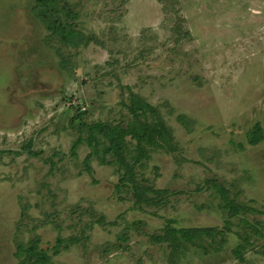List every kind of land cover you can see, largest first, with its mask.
<instances>
[{"label": "rangeland", "instance_id": "1", "mask_svg": "<svg viewBox=\"0 0 264 264\" xmlns=\"http://www.w3.org/2000/svg\"><path fill=\"white\" fill-rule=\"evenodd\" d=\"M83 40L63 43L36 17V0H0V264H20L33 239L46 264H264V238L244 251L210 185L264 211V0H66ZM132 96L156 107L176 152L152 149L136 178L162 189L135 203L123 169L83 143L80 122L126 125ZM74 123V124H73ZM129 154L136 141L128 138ZM174 227H224L221 249L185 244L172 259L152 239ZM68 242L54 254L58 238Z\"/></svg>", "mask_w": 264, "mask_h": 264}, {"label": "trees", "instance_id": "2", "mask_svg": "<svg viewBox=\"0 0 264 264\" xmlns=\"http://www.w3.org/2000/svg\"><path fill=\"white\" fill-rule=\"evenodd\" d=\"M33 11L47 28L59 35L60 40L65 44L79 45L83 40L77 28L69 23V18H74L75 13L66 0H36ZM130 112V119L126 125L111 124L103 121L88 124L80 122L77 127L79 136L75 140L72 151L76 152L78 147L86 143L91 151L86 157L88 162L94 155L102 162L109 163L107 156L113 157L114 162L123 169L119 185L129 187L133 192L135 203L139 207L144 205H157L162 189H155L149 184H145L136 178L135 165L142 164L143 158L149 157L152 149H165L168 152H176L177 144L170 127L161 117L158 109L144 100L140 96H132L131 103L127 106ZM74 124V123H73ZM128 138L136 141L134 153L129 154ZM264 139V129L261 123L257 122L253 128L247 132V142L256 145ZM210 185L218 193L221 202L220 206L229 217H240L242 214L261 213L246 203L238 202L231 196L230 190L219 180H213ZM226 219L224 227H174L169 219L162 233L152 236L156 242L166 243L171 248V257L185 245L192 244L197 247H204L205 242L216 251L221 249L222 243L227 239V234L231 231V221ZM242 225L240 234L241 242L233 249L235 257L245 263L244 251L252 242V238L257 236L264 238V225L259 221L251 223L246 218L239 219ZM77 241L76 237L68 240L60 237L53 247L54 254H58L60 247L68 246V242ZM19 254H24L20 264H46L50 261V255L39 248L38 240L33 239L28 246H19Z\"/></svg>", "mask_w": 264, "mask_h": 264}]
</instances>
